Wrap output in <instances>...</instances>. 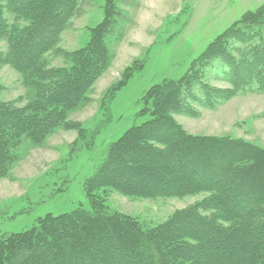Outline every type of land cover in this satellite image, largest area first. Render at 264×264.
Wrapping results in <instances>:
<instances>
[{
	"label": "trees",
	"instance_id": "1",
	"mask_svg": "<svg viewBox=\"0 0 264 264\" xmlns=\"http://www.w3.org/2000/svg\"><path fill=\"white\" fill-rule=\"evenodd\" d=\"M126 1L103 0L102 19L89 28L87 42L66 50L58 45L61 34L83 0H0V40L6 43L0 67L17 71L28 92L0 99V179L10 176L23 143L43 146L59 129L75 131V145L87 137L82 122L68 117L89 102L111 65L106 37ZM51 53L64 63L51 65ZM216 64L221 69L209 78ZM143 66L137 58L125 66L100 108ZM248 92H264V4L217 34L179 78L144 92L140 113L150 117L111 142L85 179L89 209L46 213L27 229L2 234L0 264H264V147L227 134H190L175 118L197 117L201 108ZM112 192L133 198L205 195L147 226L111 210Z\"/></svg>",
	"mask_w": 264,
	"mask_h": 264
},
{
	"label": "rangeland",
	"instance_id": "2",
	"mask_svg": "<svg viewBox=\"0 0 264 264\" xmlns=\"http://www.w3.org/2000/svg\"><path fill=\"white\" fill-rule=\"evenodd\" d=\"M103 0H83L80 13L61 34L59 46L73 50L89 38V28L102 19ZM264 0H127L120 5L106 42L114 54L110 67L95 82L89 102L70 113L87 128V137L75 145L73 130L59 129L43 146L23 143L20 159L8 178L0 179V236L31 227L46 213H66L78 206L89 209L84 182L102 161L107 146L133 125L150 115L141 114L142 96L163 79H177L205 46L247 10ZM5 16H10L4 11ZM121 35L123 37H121ZM121 37V38H120ZM6 49L0 40V50ZM135 58L144 60L127 83L116 91L106 108L100 98L119 79L123 68ZM51 65H62L61 56L51 53ZM221 67L216 64L208 77ZM207 77V78H208ZM219 87L225 83L211 80ZM28 92L20 75L9 65L0 67V99L15 100ZM24 99L22 102H25ZM186 132L201 135H230L264 147V92L238 94L214 109H200L197 117L175 115ZM203 193L183 198H133L112 192L111 210L138 218L147 226L165 221Z\"/></svg>",
	"mask_w": 264,
	"mask_h": 264
}]
</instances>
